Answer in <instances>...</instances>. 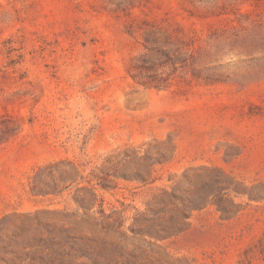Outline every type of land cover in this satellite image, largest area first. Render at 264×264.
Returning <instances> with one entry per match:
<instances>
[{
    "label": "rangeland",
    "instance_id": "374dc122",
    "mask_svg": "<svg viewBox=\"0 0 264 264\" xmlns=\"http://www.w3.org/2000/svg\"><path fill=\"white\" fill-rule=\"evenodd\" d=\"M7 124L0 264H264V0H0Z\"/></svg>",
    "mask_w": 264,
    "mask_h": 264
},
{
    "label": "trees",
    "instance_id": "16d2710c",
    "mask_svg": "<svg viewBox=\"0 0 264 264\" xmlns=\"http://www.w3.org/2000/svg\"><path fill=\"white\" fill-rule=\"evenodd\" d=\"M21 129V126H17L16 124H13V125H10V124H7V125H5L2 129H1V131H2V138H0L1 140L3 139L4 141H8L10 138H12L13 136H15L16 134H17V132L19 131ZM149 159V158H148ZM145 160H146V158H145ZM162 160L161 159H158L157 160V162H155V160H154V162H152L151 164H148L147 165V168L149 169V172H153V170H154V165L156 164V163H162L161 162ZM129 162V161H128ZM72 165H73V169H74V171L75 172H78V167H77V165L76 164H74V163H71ZM58 165H57V163L55 164V166L54 167H57ZM111 175L112 174H107V177H99V176H94V179H96V180H98V185H101V187H111L110 186V184H108L107 183V181H110V177H111ZM139 175V177H141L143 180H146V181H148L147 179H146V176L144 175V174H138ZM73 176H71V174H68V176H67V178L66 179H68V178H70V179H72L74 182H75V178H72ZM110 182H112V181H110ZM89 183L93 186V184H92V180H89ZM206 186H209V188H210V190L209 191H212L211 189H212V185L210 184V183H207V185ZM221 187V188H220ZM93 188H94V186H93ZM219 191L220 190H230V186L229 187H226V186H219ZM173 196L174 197H176V198H178V199H182V200H190L188 197H185V198H182V197H180V196H178V195H176V194H173ZM194 201L196 202H198L199 200L198 199H194ZM185 207H186V209H188V210H190V211H193L194 209H195V207L196 206H187V205H185ZM181 216H178V217H174V218H172V221H174V223H175V233L176 234H178V233H180L181 231H183L185 228H184V226H180V225H178V223H180V221H181V219H182V217H183V219H188V218H190L191 217V215L190 214H188V213H186L185 211H181Z\"/></svg>",
    "mask_w": 264,
    "mask_h": 264
}]
</instances>
